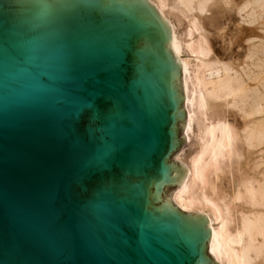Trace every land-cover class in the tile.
<instances>
[{
	"label": "water",
	"instance_id": "1",
	"mask_svg": "<svg viewBox=\"0 0 264 264\" xmlns=\"http://www.w3.org/2000/svg\"><path fill=\"white\" fill-rule=\"evenodd\" d=\"M170 41L149 0H0V264H219Z\"/></svg>",
	"mask_w": 264,
	"mask_h": 264
},
{
	"label": "bare ground",
	"instance_id": "2",
	"mask_svg": "<svg viewBox=\"0 0 264 264\" xmlns=\"http://www.w3.org/2000/svg\"><path fill=\"white\" fill-rule=\"evenodd\" d=\"M149 1L182 63L187 147L174 159L187 172L171 199L207 216L219 264H264V0Z\"/></svg>",
	"mask_w": 264,
	"mask_h": 264
},
{
	"label": "rangeland",
	"instance_id": "3",
	"mask_svg": "<svg viewBox=\"0 0 264 264\" xmlns=\"http://www.w3.org/2000/svg\"><path fill=\"white\" fill-rule=\"evenodd\" d=\"M215 46H216L217 50H218L220 53L223 54V53L226 52V49H223V42H222V40H220V39H215ZM236 118L239 119L238 116H236ZM184 147H187V146L184 145Z\"/></svg>",
	"mask_w": 264,
	"mask_h": 264
}]
</instances>
